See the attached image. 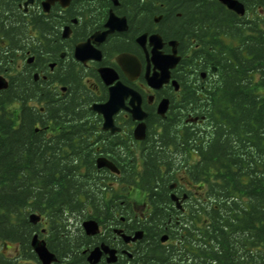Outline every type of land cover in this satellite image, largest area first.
Wrapping results in <instances>:
<instances>
[{
    "label": "flooded vegetation",
    "instance_id": "obj_1",
    "mask_svg": "<svg viewBox=\"0 0 264 264\" xmlns=\"http://www.w3.org/2000/svg\"><path fill=\"white\" fill-rule=\"evenodd\" d=\"M19 20L25 26L43 27L40 61L26 51V61L38 63L34 79L40 77L59 96L77 95L84 111L80 121L90 126L75 138L72 159L79 180L86 184L75 200L83 209L71 215L86 236L78 260L91 264L89 252L99 247L94 264H141L157 245L173 256L157 264H195L189 238L196 237L188 229L208 223L210 196L208 175L193 178L191 165L199 156L198 144L207 141L208 111L203 101L218 82L219 66L205 56H193L194 39L171 36L176 25L160 0H0V26H17ZM38 32L34 30L33 38ZM141 35L145 37L139 41ZM153 35L160 36L165 54L175 41L180 56L169 80L159 88L146 79L158 71L151 58ZM101 68L108 71L105 79ZM114 93L116 103L110 102L106 112L94 108L106 107ZM162 101L166 109L161 114ZM142 123L141 137L136 128ZM54 126L52 119L46 120L45 138L58 131L59 125ZM153 146L162 149L156 152L159 164L153 175L146 176L145 157ZM31 213L39 216L36 223L29 221L41 233L33 232L30 247L34 235L45 241L46 233L44 216ZM89 220L97 223L92 235L82 227ZM137 231L142 232L140 239L127 238ZM188 234L190 245L184 239ZM102 245L113 251V261H108L110 255Z\"/></svg>",
    "mask_w": 264,
    "mask_h": 264
},
{
    "label": "trees",
    "instance_id": "obj_2",
    "mask_svg": "<svg viewBox=\"0 0 264 264\" xmlns=\"http://www.w3.org/2000/svg\"><path fill=\"white\" fill-rule=\"evenodd\" d=\"M160 1L176 25L171 36L194 39L193 56L219 66L218 82L203 101L207 141L195 148L199 156L191 165L193 178L208 175L210 196L208 223L188 229L196 237L189 238L194 263L264 264V0H239L246 8L243 16L218 0ZM42 28L20 20L17 26H0V74L8 82L0 90V243L16 246L8 256L0 248V264H40L30 247L33 232L41 233L29 221L31 212L44 216L43 236L57 258L52 264H81L78 248L86 239L71 216L83 209L75 200L86 189L72 159L75 138L90 126L80 121L84 111L77 95L59 96L33 77ZM27 50L35 55L32 63L26 61ZM47 119L59 125L48 139L43 130ZM149 150L146 176L157 171L156 152L162 151ZM148 255L141 264L173 259L157 245Z\"/></svg>",
    "mask_w": 264,
    "mask_h": 264
},
{
    "label": "water",
    "instance_id": "obj_3",
    "mask_svg": "<svg viewBox=\"0 0 264 264\" xmlns=\"http://www.w3.org/2000/svg\"><path fill=\"white\" fill-rule=\"evenodd\" d=\"M218 1L221 2L223 5H225L226 8L234 11L237 14L243 15L245 12V8L242 2H240L239 0H218ZM144 37L145 35H141L139 37V41H142ZM150 44L152 45V57L151 58H152L153 63L155 64V69H157L158 71L154 72L151 76H147L146 79H147L148 84L151 87L159 88L161 87V85H163L169 80L170 70L174 68L175 65L179 62L180 56L177 55V50L175 48V45H176L175 41L170 42V44L172 45V48H171V52L168 54H165L163 53V51H161L163 47V42L160 36L158 35L151 36ZM99 72H100L101 77L105 79L108 71L105 68H101L99 69ZM35 77H36V74H35ZM174 84L176 85L175 81H174ZM7 85H8L7 79L3 75L0 74V90L6 89ZM115 90L117 92V87H115ZM115 94L116 93L111 94L109 102L105 105L106 107H104L103 109L100 107H94V108L97 109L98 111L103 110L106 112L107 105L109 104L110 106V102L112 104L116 103ZM165 109H166V102L162 101L159 104L158 112L162 114L165 111ZM142 117H143V114L142 116L138 118L141 119ZM105 120L106 122H110L111 121L110 116H106ZM143 131H144V124L142 123L138 125V127L136 128V134L137 135L139 134L142 137ZM29 220L32 223H36L39 220V216L37 214L31 213L29 215ZM82 227L84 228L85 233L88 235H92L96 233L98 230L97 223L93 220L83 222ZM141 237H142V232L137 231L135 232V235L133 237H127V238L130 240H135V239H140ZM31 247L37 256V259L40 261L41 264H51L52 262L56 261L55 255L53 254V252L49 251V249L47 248L45 244V241L41 239L39 240L37 238V235H34L32 237ZM101 248L103 249L104 252L110 255L108 261H113L114 260L113 251L104 245H102ZM100 254H101V251L99 247H95L94 249H92L88 255L89 263L91 264L96 263L99 260Z\"/></svg>",
    "mask_w": 264,
    "mask_h": 264
},
{
    "label": "rangeland",
    "instance_id": "obj_4",
    "mask_svg": "<svg viewBox=\"0 0 264 264\" xmlns=\"http://www.w3.org/2000/svg\"><path fill=\"white\" fill-rule=\"evenodd\" d=\"M138 207V206H137ZM0 248L2 249V253L4 255H11L14 252L15 249V245L11 242H4V243H0Z\"/></svg>",
    "mask_w": 264,
    "mask_h": 264
},
{
    "label": "bare ground",
    "instance_id": "obj_5",
    "mask_svg": "<svg viewBox=\"0 0 264 264\" xmlns=\"http://www.w3.org/2000/svg\"><path fill=\"white\" fill-rule=\"evenodd\" d=\"M158 256H159V254H158Z\"/></svg>",
    "mask_w": 264,
    "mask_h": 264
}]
</instances>
